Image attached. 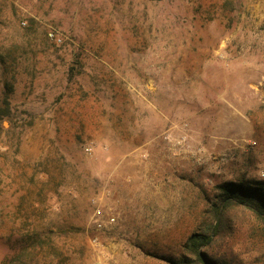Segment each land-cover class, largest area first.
<instances>
[{
  "label": "rangeland",
  "instance_id": "rangeland-1",
  "mask_svg": "<svg viewBox=\"0 0 264 264\" xmlns=\"http://www.w3.org/2000/svg\"><path fill=\"white\" fill-rule=\"evenodd\" d=\"M225 182H264V0H0V264H201Z\"/></svg>",
  "mask_w": 264,
  "mask_h": 264
},
{
  "label": "trees",
  "instance_id": "trees-1",
  "mask_svg": "<svg viewBox=\"0 0 264 264\" xmlns=\"http://www.w3.org/2000/svg\"><path fill=\"white\" fill-rule=\"evenodd\" d=\"M221 205L214 209L215 223L208 233H193L186 245L196 254L201 264H211L204 257L201 248H209L218 234L222 212L230 205L242 206L264 225V182H258L254 187L244 188L242 184L225 182L219 185Z\"/></svg>",
  "mask_w": 264,
  "mask_h": 264
},
{
  "label": "built area",
  "instance_id": "built-area-1",
  "mask_svg": "<svg viewBox=\"0 0 264 264\" xmlns=\"http://www.w3.org/2000/svg\"><path fill=\"white\" fill-rule=\"evenodd\" d=\"M51 35V34H50ZM52 36V35H51Z\"/></svg>",
  "mask_w": 264,
  "mask_h": 264
}]
</instances>
